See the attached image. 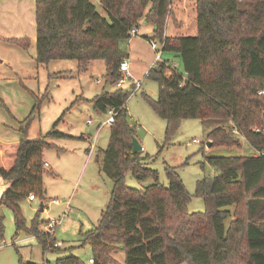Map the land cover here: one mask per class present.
I'll list each match as a JSON object with an SVG mask.
<instances>
[{"label":"trees","instance_id":"1","mask_svg":"<svg viewBox=\"0 0 264 264\" xmlns=\"http://www.w3.org/2000/svg\"><path fill=\"white\" fill-rule=\"evenodd\" d=\"M98 1L106 15L91 0H35L36 62L74 59L78 70H86L90 61L102 59L105 81L114 83L123 74L120 41L144 17L154 25L162 50L176 52L183 68L182 73L162 60L146 74L158 86L155 99L145 97L165 121L166 140L183 118H212L229 121L239 133L216 126L207 135L213 145L239 147L243 139L254 150H264V93H259L264 89V0H254L251 10L240 8L241 0H195L196 34L173 37L163 35L169 0ZM129 94L119 88L90 99L97 112H113L99 165L112 186L98 223L81 233V245L89 244L102 260L122 249L124 264H264V156H206L216 174L196 181L204 210L189 212L191 194L176 168L164 167V185L148 165V155L132 151L134 129L125 104ZM44 145V136L0 140V176L8 181L0 203L12 209L17 229L25 225L19 201L45 192ZM126 172L152 182L130 187ZM242 206L245 217L239 213ZM28 229L43 253L60 248L37 223ZM57 260L81 264L74 255ZM18 264L37 263L20 258Z\"/></svg>","mask_w":264,"mask_h":264},{"label":"rangeland","instance_id":"2","mask_svg":"<svg viewBox=\"0 0 264 264\" xmlns=\"http://www.w3.org/2000/svg\"><path fill=\"white\" fill-rule=\"evenodd\" d=\"M91 1L100 14L106 15L98 0ZM181 1L184 3L180 2V10L181 6L185 7L181 12H186L189 22H193V0ZM253 1L241 0L240 8L251 10ZM140 21H145L144 17L137 23ZM35 34L34 0H0V140L14 142L44 136L42 155L49 165L43 166V196L34 201H19L23 227L16 228L12 209L0 203V264H18L20 258L57 264L58 258L68 255L77 256L81 264H93L89 263V258L98 259L99 264H124L122 249L112 251L102 260L89 244L81 245V233L98 223L112 186L99 167L101 150L109 142V124L105 121L109 114L93 108L90 99L95 94L119 88L130 92L125 103L127 122L142 146V155H148V165L157 170L158 181L164 185L168 183L164 167L176 168L191 194L187 204L189 212L204 210L203 199L195 194L196 181L204 175L216 174L206 156L253 153V148L243 139L239 147L213 145L211 138L207 139L216 126L229 129L227 120L183 118L166 140L165 121L145 97H157L158 86L154 80L144 75L135 77L142 86L133 91L131 78H126L121 87L105 81L102 59L90 62L86 70H78L74 59L38 63ZM185 34H196V28ZM157 49L160 57L153 51L154 58L168 60L183 73L181 58L176 52L162 50L158 39ZM207 141L211 144L206 145ZM151 182V178L139 180L125 173V183L130 187L142 188ZM6 184L7 180L0 176V198ZM54 197L60 202L52 204L50 200ZM41 203L45 205L44 210H40ZM239 213L245 217V207L242 206ZM48 219L59 221L53 228V237L61 246L42 254L40 244L28 228L37 223L38 229L45 232Z\"/></svg>","mask_w":264,"mask_h":264},{"label":"crops","instance_id":"3","mask_svg":"<svg viewBox=\"0 0 264 264\" xmlns=\"http://www.w3.org/2000/svg\"><path fill=\"white\" fill-rule=\"evenodd\" d=\"M194 1L195 0H193L194 11L192 10L193 13L191 15V17H193V22H189V16L185 14L186 12L185 13L181 12L185 7L181 6V10L179 7L180 2L182 4L184 2L181 0L180 2L178 0L176 1L169 0L168 8L170 11L166 16L165 26L163 29V35L171 36V37L176 36V35H182V34L186 35L185 34L186 31H188L189 29L197 28L195 27L196 24H194L195 16H196ZM34 3H35V0H34ZM176 3H178V6ZM189 24H192V26L190 25L189 27ZM135 28H136L135 35H132L129 38L123 39L120 41V47L124 52V63L126 64V71L129 73V76L132 79L130 81L131 84L133 81H135L134 80L135 77H140L141 75L146 76L147 71L149 70L150 67L155 65L156 62L162 61L161 59L158 60L154 58L155 55L153 51L155 50L151 48V46L149 45L147 41L148 38L152 37L157 42L158 38L154 37L155 35L154 25L151 22H148L145 20V21H140L139 23H137ZM159 42L161 44V49H162V42L161 41ZM90 62L87 65L86 69L89 68ZM141 86H142V83H141ZM44 162H47V161L44 160ZM7 187H8V181H7L5 188L3 189V192L5 191ZM25 199H27V197ZM35 199L36 197H34V199H27V200L34 201ZM52 199H58V198L54 197ZM52 199L50 200V202L53 204L54 202H52ZM59 202L60 200L58 199V203ZM44 209H45V205L43 204L42 210ZM37 264H40V263H37Z\"/></svg>","mask_w":264,"mask_h":264},{"label":"built area","instance_id":"4","mask_svg":"<svg viewBox=\"0 0 264 264\" xmlns=\"http://www.w3.org/2000/svg\"><path fill=\"white\" fill-rule=\"evenodd\" d=\"M128 33H129V37L132 36V35H135V34H136V28H135V27H132V28L129 30ZM147 41H148L149 45L151 46V48L154 49L155 52L157 53V58H158V57H159V56H158L159 51H158V49H157V42H156L152 37L148 38ZM120 69L123 71V74H122V76H121V77L115 82V85H116L117 87H121L122 84L125 82V79H126V78H130L129 73L126 71V64H125V63L121 65ZM140 87H141V81H140V80H135V81H133L132 84H131V89H132L133 91L139 89ZM259 93H264V89L259 90ZM108 114H109V115H108V117L105 119V121H106V123L110 124V123L113 121V112H112V110H108ZM230 131H231L232 134H236V135L239 134V133H238V130H237V128H236L235 126H231V127H230ZM195 140H196V139H194V141H195ZM253 154H254V155H263V156H264V150H254V149H253ZM43 165H44V166H48L47 162H44ZM27 199H34L33 194H29V195L27 196ZM52 202H54V203H58V199H52ZM58 223H59V221H58L57 219H48V222H47L48 227L45 229V232H47L48 234H53V228H54V226H55L56 224H58ZM53 245H54V246H61L60 242L57 241V240L54 242ZM88 261H89V262H92V259L89 258Z\"/></svg>","mask_w":264,"mask_h":264},{"label":"water","instance_id":"5","mask_svg":"<svg viewBox=\"0 0 264 264\" xmlns=\"http://www.w3.org/2000/svg\"><path fill=\"white\" fill-rule=\"evenodd\" d=\"M210 144L211 143L209 141L206 142V145H210ZM131 145H132V151L133 152L142 150V146L135 136H132V138H131ZM40 210H42V203L40 204Z\"/></svg>","mask_w":264,"mask_h":264}]
</instances>
